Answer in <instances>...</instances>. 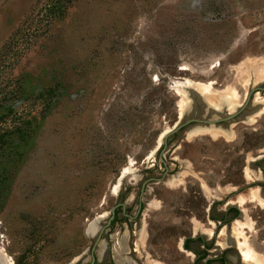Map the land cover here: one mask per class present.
<instances>
[{
	"label": "rangeland",
	"instance_id": "1",
	"mask_svg": "<svg viewBox=\"0 0 264 264\" xmlns=\"http://www.w3.org/2000/svg\"><path fill=\"white\" fill-rule=\"evenodd\" d=\"M262 63L264 0H0V264L88 263L111 208L134 217L141 184L163 176L160 135L234 113L264 87ZM185 79L239 104L186 91L179 119ZM162 158L167 174L136 218L116 210L97 264H253L246 247L264 259V92L231 121L175 133Z\"/></svg>",
	"mask_w": 264,
	"mask_h": 264
},
{
	"label": "bare ground",
	"instance_id": "2",
	"mask_svg": "<svg viewBox=\"0 0 264 264\" xmlns=\"http://www.w3.org/2000/svg\"><path fill=\"white\" fill-rule=\"evenodd\" d=\"M251 63L250 64L249 63L245 64V66L247 68L246 71L248 72V74L253 77V75H251L252 71L250 69L251 68H256V65H253L254 62L252 64ZM262 64H264V63H262ZM259 70H260V68H259ZM212 85L213 84H211V83L201 84L199 82H193V81L188 80V79H185V80H182V81H179V82H175L174 86H172V87L175 90V94L177 96H179L180 99H181V102H179V104H178L179 105V111H180L179 119H182L183 116H184V114L182 113V108H183L184 101H186L187 97H188L186 95L187 89H192L196 94H199L200 96H204L205 98H207L209 104L212 107H214L215 109L218 108L219 103L222 100L224 102L223 104H226V106H228L231 110H233L235 107L238 106V104H239V103L237 104L238 96H237V93L234 90L227 89V90H223V91L215 94L213 92ZM165 132H167V131H165ZM205 133L209 134L211 136L221 135V136H224L225 138H229V135L225 131H220L219 129L216 130V129H213V128L206 129V128H203V127H193V128H190V129L187 130V136L189 138L190 137H194V136L199 135V134H205ZM163 134L160 135V138H162ZM124 173H125V171H124ZM113 192H115V191H113ZM257 193H258V191H257ZM257 193H253L252 194L253 196L252 195L251 196L253 198L254 197L257 198ZM256 200L258 201V199H256ZM244 219H245V217H244ZM240 226H242V224H240V223L237 225V227L234 226L232 231L234 233H237V232L239 233V231H237V229L240 228ZM223 235H224V231L222 230L220 232V236H223ZM0 252H1V256L4 257L5 255H4V253L2 254V250L1 249H0ZM242 257H243V260H245V261H251L252 260L253 264H264V259H262L261 257L257 256L256 254H254L253 251H251L248 247H246V249H244V251H242ZM2 263H4V264H12L11 261L8 258L6 260H3Z\"/></svg>",
	"mask_w": 264,
	"mask_h": 264
},
{
	"label": "water",
	"instance_id": "3",
	"mask_svg": "<svg viewBox=\"0 0 264 264\" xmlns=\"http://www.w3.org/2000/svg\"><path fill=\"white\" fill-rule=\"evenodd\" d=\"M264 92V87H260V88H255V89H252L248 92V94L246 95V98H245V101L244 103L232 114H229L223 118H219V119H216V120H204V119H197V118H188L184 121H178L170 130H168L167 132H165L161 138V141L160 143L158 144L157 148L155 151H160L158 152V159L159 161L161 162V164L163 165L164 169H165V172L163 174V176L159 179H156V178H149V179H146L142 184H141V188H140V193H139V197H138V206H137V210H136V214L134 217H129V218H136L137 215L140 213L141 211V197L144 193V190H145V187L146 185L149 183V182H159L161 181L164 176L167 174V171H168V168L166 167V164L162 158V152L164 151L165 147L167 146V140L168 138H170L171 136H173L175 133L179 132L180 130H182L183 128L189 126L190 124H199V125H206V126H215V125H219L223 122H228V121H231L235 118H237L240 114H242L245 110V108L248 106V103L250 102L251 100V97L253 94H255L256 92ZM187 92L189 93H193V90L192 89H187ZM120 208L123 215L124 216H127L125 214V204L123 203H117L115 204L110 212H109V216L105 222V224L103 226H101L99 229H98V232L94 238V241L92 243V246L90 248V254H89V262L86 263V264H95V261H96V249H97V246L98 244L100 243L101 241V238H102V235L103 233L109 228V226L111 225L112 223V220L115 216V211ZM184 250H186L184 247H182ZM4 264V263H3Z\"/></svg>",
	"mask_w": 264,
	"mask_h": 264
},
{
	"label": "trees",
	"instance_id": "4",
	"mask_svg": "<svg viewBox=\"0 0 264 264\" xmlns=\"http://www.w3.org/2000/svg\"><path fill=\"white\" fill-rule=\"evenodd\" d=\"M7 113V112H6ZM3 114V115H7V114ZM2 117L3 116H0V120L2 119ZM27 133H26V131H23V130H18L17 132H16V138L17 139H19V140H21L22 142H27V140L31 137V136H27L26 135ZM231 211H234V213L236 214V216H237V214H238V212H237V210L235 209V208H229L228 210H227V212L229 213V212H231ZM116 212V211H115ZM113 223V222H112ZM186 241H185V243H184V248L185 249H187V245H186ZM203 259V258H202ZM197 261H198V256L196 257V259L194 260V262H193V264H197ZM218 261L220 262V264H225V259L224 258H219L218 259ZM214 262H216V260H212V259H208V260H206L205 261V264H213Z\"/></svg>",
	"mask_w": 264,
	"mask_h": 264
},
{
	"label": "flooded vegetation",
	"instance_id": "5",
	"mask_svg": "<svg viewBox=\"0 0 264 264\" xmlns=\"http://www.w3.org/2000/svg\"><path fill=\"white\" fill-rule=\"evenodd\" d=\"M138 205V204H137ZM228 214V212H226V214H225V216ZM124 216V215H123ZM125 218H129V216L127 215V216H125ZM222 221H224L225 222V220H222ZM198 239H200L201 240V238H198ZM189 242V241H188ZM184 243H185V241L183 242V245H184ZM187 244V243H186ZM205 246H207V244H204ZM184 247V246H183ZM189 246L187 245V248H188ZM223 258V257H222ZM208 260V259H207ZM206 261V260H205ZM95 264H97V258H96V261H95ZM205 264V263H204ZM225 264H226V260H225Z\"/></svg>",
	"mask_w": 264,
	"mask_h": 264
}]
</instances>
